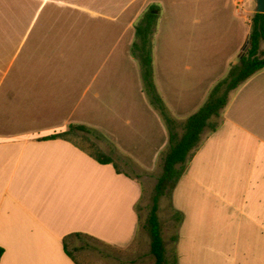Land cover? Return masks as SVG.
I'll list each match as a JSON object with an SVG mask.
<instances>
[{"label": "crops", "instance_id": "obj_1", "mask_svg": "<svg viewBox=\"0 0 264 264\" xmlns=\"http://www.w3.org/2000/svg\"><path fill=\"white\" fill-rule=\"evenodd\" d=\"M31 1L38 18L47 6L86 18L0 27V264H79L75 254L89 242L123 258L146 247L150 254L137 176L154 174L168 133L131 54L135 25L157 16L153 80L183 123L237 63L256 1ZM210 122L217 129L204 133L166 196L181 216L170 240L163 237L166 257L264 264V70ZM71 125L98 135L119 173L73 139H47Z\"/></svg>", "mask_w": 264, "mask_h": 264}, {"label": "trees", "instance_id": "obj_2", "mask_svg": "<svg viewBox=\"0 0 264 264\" xmlns=\"http://www.w3.org/2000/svg\"><path fill=\"white\" fill-rule=\"evenodd\" d=\"M157 16L146 13L135 25V41L131 46V54L138 61L141 71L143 92L151 106L158 112L168 133V146L161 156L162 172L156 180L149 206L146 228L150 238V254L155 264H176L175 257L169 261L166 257L162 228L158 217L159 202L164 196H170L179 181L192 153L199 147L202 136L206 131L213 133L218 123H211V119H218L229 102L230 94L257 72L264 70V14L255 13L252 17L248 42L238 59L232 65L226 77L220 80L210 91L201 108L179 123L170 113L164 101L157 92L153 80L152 68V35ZM82 132L94 134L84 126H69L65 132L56 133L47 139H64L70 133ZM99 164L113 165L119 170L114 161L101 153L93 154ZM173 220L178 224L180 214L174 213ZM3 250L0 249V258Z\"/></svg>", "mask_w": 264, "mask_h": 264}, {"label": "rangeland", "instance_id": "obj_3", "mask_svg": "<svg viewBox=\"0 0 264 264\" xmlns=\"http://www.w3.org/2000/svg\"><path fill=\"white\" fill-rule=\"evenodd\" d=\"M32 4L36 5L31 0H0V27L5 25L8 29L9 25H25L28 23L37 24L43 22L84 23V20L86 18L83 14H81V12H70V10L67 9L62 10V6L57 8L47 6L44 9V12H42V14L38 18L37 15H34L35 12H33ZM21 34L22 33H13L14 39H20ZM16 36H18V38H16ZM67 137L78 142L81 146L88 148L92 154H102L99 149L100 138L96 134L94 135L82 132H73L70 133ZM161 172L162 163L160 159L157 163L154 174L137 176L143 186V197L138 206V212H140V229L141 232H145V234L147 233V235L148 232L146 228L145 217L147 218L149 206L151 204V198L153 195V189L156 184V180L160 176ZM170 209L172 210V207L169 204V198L166 196L162 197L159 202L158 217L162 228V237H164V239L167 241L170 240V236L172 237L174 235L175 229L178 228L177 226L179 225V223L177 224L173 220V215ZM143 225L144 228H142ZM74 243L76 246H80L81 244V242L79 241H76ZM89 244V248H86V250L75 254L76 260L79 264H155L153 257L148 253L147 247L146 250H141L139 252V256H134L131 254V252H129L128 254H125L126 256H124L123 258V254L110 251V249L103 247L101 244H97L95 242H89ZM169 245L172 246V243H169ZM148 249H150V246L148 247ZM108 253L109 256H107ZM167 258L170 260V253L169 255H167ZM177 263L178 261L176 262V264Z\"/></svg>", "mask_w": 264, "mask_h": 264}, {"label": "water", "instance_id": "obj_4", "mask_svg": "<svg viewBox=\"0 0 264 264\" xmlns=\"http://www.w3.org/2000/svg\"><path fill=\"white\" fill-rule=\"evenodd\" d=\"M255 1H256L255 13L264 14V0H255Z\"/></svg>", "mask_w": 264, "mask_h": 264}]
</instances>
